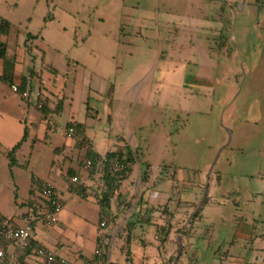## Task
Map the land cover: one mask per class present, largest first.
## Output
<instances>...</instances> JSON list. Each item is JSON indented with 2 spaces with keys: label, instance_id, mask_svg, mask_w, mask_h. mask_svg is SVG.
<instances>
[{
  "label": "rangeland",
  "instance_id": "obj_1",
  "mask_svg": "<svg viewBox=\"0 0 264 264\" xmlns=\"http://www.w3.org/2000/svg\"><path fill=\"white\" fill-rule=\"evenodd\" d=\"M36 1H10L16 7L6 13L0 4V13L17 25L19 44L27 33L39 37L44 64L59 74L43 76L50 135L63 141L69 122H84L93 146L72 148L61 159L36 106L21 126L0 116V210H27L32 173L61 189L52 160L67 170L73 159L82 175H68L73 193L85 187L81 177L97 172L98 196L104 172L87 169L88 161L129 149L134 163L127 177L117 175L115 217L99 224L110 225L102 233L109 238L81 264H173L178 237L176 264H264V0ZM14 108L10 113L19 114ZM25 120L29 135L21 140ZM206 189L186 238L176 230L188 229ZM92 209H84L88 222L74 215L71 222L89 239Z\"/></svg>",
  "mask_w": 264,
  "mask_h": 264
},
{
  "label": "crops",
  "instance_id": "obj_2",
  "mask_svg": "<svg viewBox=\"0 0 264 264\" xmlns=\"http://www.w3.org/2000/svg\"><path fill=\"white\" fill-rule=\"evenodd\" d=\"M10 1L13 2L14 0H1L0 4H4L6 6V9L3 12L5 13L8 12L9 11L7 9L8 7H16V4L12 5L13 3H11ZM6 17L7 16L0 13V18L5 19L11 23V30L8 36L5 38H2L0 36V39L3 40L6 44L4 58L0 59V107L3 106L4 103L8 106L6 110L3 109L4 106L3 108H0V116L5 115L7 117H12L13 119L16 120L18 125L21 126L22 120L24 119V115L25 116L30 115V108L32 106H36L33 101L31 102L27 101L25 103V106H22L20 103H18V100H21L22 98L11 90L12 84L20 86L25 83L24 90H29L33 95L31 97L32 98L31 100L34 99L35 92L39 91L41 93L40 101L43 103V106L45 109L43 110V114H44L43 120L47 122V127L45 128V138L49 139L50 137V141L54 140V142L56 143L55 144L56 146L54 147V153L59 158L62 159L66 157L65 155L68 152V150H71L72 148H76L77 146L75 145V141L73 138L69 139V137L66 136L67 130L63 133V137H64L63 141H60L57 139L58 142H56V138L50 135V132L52 131V126L50 125V121H49L50 120V110H51L50 105H49L50 97L46 95V93L43 90L45 88L44 82H43L44 73L47 72L48 70H51L52 74L56 75L58 74V72L54 68L50 69L48 66L44 64V54H41L42 48H40L39 46L41 44V42L39 41V37L32 33H27L26 35H24V37L21 38L20 40L21 44H19L18 35L15 34L17 32V29H16L17 25L14 23L13 20L8 19V17L7 18ZM27 20H28L27 22H30L31 18H28ZM20 33L21 32L19 31V35ZM28 35H31L32 37L30 38ZM75 63H78V62L76 61ZM88 98L89 97L87 96V99ZM12 100H15V101L11 102ZM60 101H62V105H61V108H58ZM64 103H65V97L60 98L56 105V111L61 112L63 110ZM13 104L18 106V108L20 109L18 111L19 114L10 113L12 112V110L15 109ZM26 122L27 121L25 120V123ZM74 122H79V121L69 122L67 125H69L70 123H74ZM81 123H84V122H81ZM41 124H42L41 121L31 122V125L33 129L35 130H39ZM22 127H23V130H22L23 133L20 132L21 140L23 139L25 133H26V139L28 138V135H29V125L26 123ZM87 131H88V126H87ZM101 156H104V155H101ZM17 162L19 163V161ZM70 162H71V167L65 170V166H63L61 161L59 160L51 161V167L57 168V170H54L56 172V177L63 183V186L61 187V189L59 188L58 189L61 191V194L63 193L64 190L67 192L66 198L62 196L63 203H64V209L60 215L58 224L53 227H46L39 222H33L32 223L33 224L32 233H31L32 237L30 240L29 250L18 253L19 255L18 264H43L42 261L36 256V249L39 247L47 248L48 250L56 254V256L63 257L69 262H71L72 264H81L83 261L87 259H91L94 256V251L97 247V238L100 236V234L104 233L106 230L110 228V225H107L105 229H100L99 224L100 222L104 220L102 219V214L106 215L107 219L112 216L115 217V214L113 211L114 210L113 209L114 208L113 198L115 197L118 191V186L115 189L114 196L111 200L110 208L108 210H102L97 204V198L99 196H96L92 192L93 185L97 184L96 181L98 179L99 174L96 175L97 173L96 172L94 175H90V174L86 175V178L81 177L82 183L85 185L84 187L85 193L81 194L83 196L82 197L79 194V192L73 193L69 191L68 184H67L68 175L72 172L75 175L82 176L78 171H76L72 167L73 159H71ZM29 163L30 162L28 161V165ZM20 164L24 167L27 166V163L25 161L20 162ZM79 168L83 169L80 165H79ZM95 170L97 169L95 168ZM34 178H38L41 181L48 182L54 185L50 179L43 180L36 174L32 173L31 184L28 189V196L25 200L27 203L22 204L26 206L27 210L21 211L19 213L15 211V214H12L10 212L4 213L2 210H0L1 219L11 220L15 225L19 227H24L26 225V219L32 218V216L38 210H40L42 207L45 206L44 202L40 199V196L38 193V185H36V183L34 182ZM102 179H103V176H102ZM116 179H117V176H116ZM105 190H106V187H105ZM152 196L153 195L150 194L149 196L150 199ZM144 198L145 199L147 198V192L145 193ZM145 202L149 203V201L147 200H145ZM180 205L182 206L184 205V203H180ZM92 207L95 209V213H94L95 218L92 220L91 223L96 229L95 231H93L94 234H92L89 239V238L83 237L82 234H80V232L78 231V229L72 226L71 222H72L73 215L75 216L74 219L82 217L81 219H85L84 222H88L89 221L88 218H83V217H86L84 216V209H86L85 212H87L89 209L93 211ZM143 207H145V205ZM192 236H193V232L191 231L189 238H191ZM143 245L146 246L147 244L141 243L140 247L142 248V252L145 251V248L143 249ZM6 251L8 254L14 252V250L10 247H8ZM142 252L141 254L143 255L144 252L143 253ZM135 262L136 260H134V263ZM0 264L2 263L0 262Z\"/></svg>",
  "mask_w": 264,
  "mask_h": 264
},
{
  "label": "built area",
  "instance_id": "obj_3",
  "mask_svg": "<svg viewBox=\"0 0 264 264\" xmlns=\"http://www.w3.org/2000/svg\"><path fill=\"white\" fill-rule=\"evenodd\" d=\"M11 90L26 101H33L38 109H43L44 106L40 101L41 93L39 91L35 92V97L31 100L32 93L29 90H22L19 85L15 84L11 85ZM66 136L69 138L73 137L72 128L67 129ZM104 167H107L111 176H115L124 171L127 164L125 159L116 154L110 161L104 155L99 157L95 164L88 161L86 165L87 169L96 168L97 170H101ZM34 181L37 182L38 193L45 206L38 210L32 218L26 219L24 227H19L8 219L3 221V224L0 226V262L2 264H18V253L27 250L30 246L33 222H39L46 227L55 226L59 222L60 215L64 209L61 191L56 186L41 181L38 178H34ZM72 182L74 184L78 183V178L74 177ZM101 225L105 227V222H102ZM4 246L12 248L14 252L8 254ZM36 256L43 264H72L65 258L56 256V254L44 247L36 249Z\"/></svg>",
  "mask_w": 264,
  "mask_h": 264
},
{
  "label": "trees",
  "instance_id": "obj_4",
  "mask_svg": "<svg viewBox=\"0 0 264 264\" xmlns=\"http://www.w3.org/2000/svg\"><path fill=\"white\" fill-rule=\"evenodd\" d=\"M10 30H11V23L8 22L7 20L5 19H2L0 18V36L2 38H5L8 36V34L10 33ZM30 38L32 37L31 35H28ZM5 50H6V44L3 40L0 39V59L4 58V54H5ZM21 89L24 90L25 89V83L20 85ZM61 105H62V101H60L59 103V106L58 108H61ZM45 110L44 107L42 109V111ZM68 128H72L73 129V139L75 141V145L80 148V149H83V148H92V141L89 139V137L87 136V126L85 123H81V122H74V123H70L68 125ZM26 139V133L23 137L22 140H25ZM21 143L22 142H19L17 145H15L12 150L9 152L8 154V157L11 158V157H14L16 155V152L17 150L19 149V147L21 146ZM91 146V147H90ZM119 155L122 159H125L126 161V164H127V167L124 171H122L120 174L123 175L124 177H127L129 174H130V171H131V166L133 165L134 163V157L131 153V151L128 149L127 153L125 154L124 151H120V150H115L114 152L113 151H109L106 153V158L110 161L111 159H113V157L115 155ZM91 153H89L87 155V157L94 161V158H91ZM99 158V157H98ZM13 162H16V160L14 159ZM95 164V162H94ZM95 169V168H94ZM103 179H104V184L106 186V190L103 191L100 195H98L99 197L97 198V204L99 205V207L102 209V210H108L111 206V200L114 196V193H115V189L117 187L116 184H118L117 182V179H116V176L118 175H115V176H111L110 173L108 172L107 170V167H104L103 168ZM146 179L147 178H142V181L146 182ZM79 190V193L80 194H84L85 193V188L83 187H80L78 188ZM206 203V202H205ZM201 211L202 209H200L196 215L192 218V220L190 221L189 225L187 226L188 229H185L182 227V228H178L176 230V232H179L181 234H183V236L189 238L190 237V234H191V228H190V225L192 224V222L197 219V217H199L201 215ZM107 218L106 215H103L102 214V219H105ZM101 219V221H102ZM5 219H1L0 218V226L3 224V221ZM173 229V226L172 225H169L168 227V230L171 232V230ZM161 230H164V228H162ZM169 232L166 233L165 235V239H163V243H165L168 239H169ZM108 236V235H107ZM107 236H104L103 234L100 235L98 238H97V247L101 248L103 245H105V242L107 241ZM109 238V236H108ZM4 249L7 250V247L4 246ZM29 248L25 251H28ZM25 251H21V252H25ZM127 254H130L129 250L127 251ZM127 260H130V258L128 257ZM172 260H174V257L172 258ZM110 264H116V263H110Z\"/></svg>",
  "mask_w": 264,
  "mask_h": 264
},
{
  "label": "water",
  "instance_id": "obj_5",
  "mask_svg": "<svg viewBox=\"0 0 264 264\" xmlns=\"http://www.w3.org/2000/svg\"><path fill=\"white\" fill-rule=\"evenodd\" d=\"M207 193H208V189H206L205 190V195H204V199H203V201H202V203H201V205L199 206V207H197V209H196V211L192 214V216L190 217V219H189V221H188V223L190 222V220L196 215V213L200 210V208H201V206L203 205V203L205 202V200H206V196H207ZM181 237H178V242H179V244H180V250H179V252H178V255H177V257H176V259H175V261H174V263L173 264H176L177 263V261H178V259H179V257H180V255L182 254V250H183V244H182V241H181Z\"/></svg>",
  "mask_w": 264,
  "mask_h": 264
}]
</instances>
